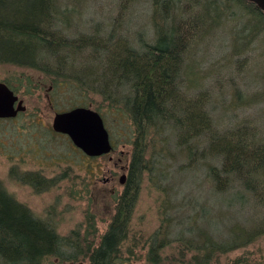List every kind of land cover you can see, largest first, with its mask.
<instances>
[{
    "label": "trees",
    "instance_id": "16d2710c",
    "mask_svg": "<svg viewBox=\"0 0 264 264\" xmlns=\"http://www.w3.org/2000/svg\"><path fill=\"white\" fill-rule=\"evenodd\" d=\"M128 1H123L124 7ZM150 1L152 39L139 38L132 45L113 31L70 36L67 29L73 12L62 0H0V64L42 74L52 86L50 99L64 100L65 105L57 107L59 111L92 107L100 112L106 127L104 108L126 115L133 135L126 184L117 194L112 219L97 241L89 240L88 234L83 236L76 228L61 235L50 221L37 216L0 185L3 264H45L49 258L59 262L88 259L90 264H138L129 258L142 249L141 242L148 244L145 264H223L224 256L231 251L264 236V142L258 140L250 125L218 129L208 108L211 96L200 88L201 75L195 65L185 62L190 43L199 32L208 36L231 4L238 7L243 18L238 25L240 35L232 37L231 54L245 52L257 39L264 47V11L249 0H212L220 11L205 21L199 15L205 0H187L185 11L195 8L187 18L180 15L184 0ZM185 73L190 77V87H199L191 96L179 82ZM21 78L31 83L30 77ZM233 93V105L252 106L264 98V93L246 94L241 89ZM178 152L187 159L188 169L197 171L200 165L205 168L204 184L209 188L204 205L190 202L192 223L200 221L204 226L195 224L188 230L189 237L172 240L171 216L166 215L171 206L164 196L168 188L160 181L164 176L162 164L177 158ZM146 175L163 192L159 214L165 215L161 225L143 240L135 212ZM55 183L37 175L30 180L37 191ZM258 206L262 211L259 222L245 225L237 220L225 226V236L219 233L224 210L238 215ZM207 208L217 211L215 221L220 224L208 216ZM184 221L180 222L183 226ZM251 259L238 257L230 264H251Z\"/></svg>",
    "mask_w": 264,
    "mask_h": 264
},
{
    "label": "rangeland",
    "instance_id": "374dc122",
    "mask_svg": "<svg viewBox=\"0 0 264 264\" xmlns=\"http://www.w3.org/2000/svg\"><path fill=\"white\" fill-rule=\"evenodd\" d=\"M62 1L64 7L73 12L69 14L71 22L67 29L70 36L72 34L78 37L85 32L108 33L113 31L116 35L126 38L132 45H136L139 38L147 41L152 39L150 0H129L125 3L126 7L123 6L124 0ZM186 1L184 0L180 5V15L184 18L194 14L193 11L195 12L193 6H191V13L188 10L185 11ZM204 2L205 7H200L199 15L201 20L207 21L209 16H216L219 13L220 7L218 5L217 7L212 0ZM237 9L238 7L234 4L225 8L218 21L212 25L208 36L199 32V35L190 43L191 47L185 55V62L187 65H195L199 76L201 75L199 80L202 79V86L200 88H204L211 96L208 108L219 124L218 129L250 125L257 133L258 140L264 142V98L252 106L233 105L232 103L235 89H241L246 94L264 93V47L261 40L254 41L243 53L234 56L231 54L232 37L236 34L240 35L238 25H241L239 21H243ZM21 77H30L31 83ZM44 78L42 74L32 69L12 64H0V80L7 81L27 98L31 110L38 113L41 127L44 124L48 130V127L52 125L55 112L59 110L57 107L60 108L65 103L61 98L50 99L49 84ZM19 80L23 81L19 82ZM179 82H182L180 83L182 89L187 90L190 96L199 91L197 90L199 87L195 88L194 85L190 87V77L187 73L180 75ZM94 98L100 102L98 97ZM104 110L107 112L108 130L116 145L114 160L118 161L122 151L124 153L123 159L116 167L108 157L99 158L91 162L92 164L80 161L77 153L59 137L50 138L48 136L49 143L46 149L38 150L37 148L35 150L31 146L29 150L26 144L33 141L27 129L29 126L22 128L23 135L21 136L16 134L18 127L6 125L14 131L12 138L6 137L2 130L4 127H0V139H17L16 144L22 148L21 150L14 148L13 155L16 156L11 158L0 146V180L19 201L28 205L37 216L50 221L57 232L64 236L76 228L81 230V235L88 234L89 240L94 238L97 241L112 219L117 194L124 188V185L119 182L121 174L119 166L129 164L131 157L133 136L131 122L126 115L120 116L112 109L109 112L106 108L102 112ZM59 154H63L65 159L58 158ZM22 156L27 158L24 163L19 161ZM51 156L55 160L50 158ZM75 158L77 159L76 164L71 165L70 163ZM187 164V159H183L179 152L177 158L167 160L162 164L164 176L160 184L163 183L168 188L164 196L168 198L171 206L167 207L166 215L171 216L169 239L172 240L181 236L189 237L188 230L194 229L196 225L198 228L204 226L200 221L195 222L196 225L192 223L194 212L190 202L193 201L199 206L206 203L208 198L206 190L209 185L204 184L205 168L200 165L197 171H192L187 168ZM90 168L98 172V178L88 174ZM38 169H41L48 178L56 177L58 180L53 186L37 191L33 186L16 178L27 170ZM108 169L118 173L115 181L104 182V179L109 176ZM161 196L163 192L161 194L154 181L146 175L141 183V192L135 212V223L143 231V240H147L146 238L161 225V218H164L165 214L162 216L159 214V197ZM207 209H209L208 216L214 218V221L217 220V211ZM239 214L234 215L230 210H224L222 212L224 220L220 225L219 233L225 236V226L237 220L245 225L259 222L262 211L259 206L258 208L249 207ZM183 219L187 220L184 221L185 226L180 224ZM215 222L220 224L218 221ZM210 229H213L212 223ZM140 244L143 245L142 249H137L136 254L129 258L132 263L145 264L148 244L147 242ZM244 256L252 258L251 264H264V236L248 246L231 251L224 256L222 262L230 264L235 258ZM0 264H3L2 261ZM45 264H90V262L88 259L78 262H59L57 259L49 258Z\"/></svg>",
    "mask_w": 264,
    "mask_h": 264
},
{
    "label": "flooded vegetation",
    "instance_id": "af4514ba",
    "mask_svg": "<svg viewBox=\"0 0 264 264\" xmlns=\"http://www.w3.org/2000/svg\"><path fill=\"white\" fill-rule=\"evenodd\" d=\"M0 82H5L10 87V89H12L14 91V93L18 97L14 103V108L17 110L16 114L13 116H5V117L0 116V127H2V126L4 127V128H2V130H3L4 135L6 137L12 138V136L14 135V131L12 129L8 128L6 125H9V126L14 125V126L18 127L16 130V134H18V135L20 134L21 136L23 135L22 128H27L26 126H29L30 129L29 128H27V129L29 130V135L33 139L32 142L26 144V147H28L29 150L31 149V146L35 150L37 148H38V150L42 149V148L46 149V146H48L47 143H49V140H47V138L49 136L50 138L51 137H53V138L59 137L60 139H62V142L64 141L66 144L68 143L69 147H71L72 150L75 151L77 153V155L80 157V161L83 160L84 162H87V163L90 162L91 163V162H93L99 158L108 157L110 161L114 162V166L116 167L119 165L118 164L119 161H121L123 159L122 156L124 153L122 151V153H121L122 155L118 158V161L114 160V152H115L116 145H115V142H114L109 130L108 131H109L110 141L112 144V150L109 153L102 154L100 156L88 155L80 147H78L74 144V142L72 141V139L70 138L69 135L55 131L53 128V120H52V125L48 127V130H46V126L44 124H42V127L45 129V130H43V128L41 127L40 121H38L39 120L38 115H37L38 113L35 110L33 111V109L31 110V108L28 104L27 98L24 97L23 95H21L18 90H15L11 86V84L8 83L7 81L0 80ZM51 90H52V86H49L48 91H51ZM63 111H65V110H63ZM58 112H61V111L57 110L55 112V114ZM54 117H55V115H54ZM54 117H53V119H54ZM11 138H7V139L1 138L0 139V146L4 149L7 156L13 158L16 156V155L15 156L13 155V153L15 151L14 148L16 150H17V148L20 150L22 148L19 144H16L17 139H11ZM59 157H62L63 159H65V156L63 154H59L58 158ZM50 158L55 160V158L53 156H51ZM14 159H16V158H14ZM75 159H73L72 163H70L71 165L76 164L77 159L76 160ZM26 160H27V158L26 157L24 158V156L19 158V161L22 163H24ZM18 165H20V164H18ZM13 167H15V165H13ZM128 168H129V164L119 166V169L121 170V174L119 176V182L123 185L126 184ZM108 173H109V176L104 179V182L115 181L118 173H116V171H112V169H108ZM88 174L94 178H98V172L91 170V168L88 170ZM35 175L42 178L43 180L46 179V182L51 181V180H54V181L58 180L56 177L48 178V176H46L41 169L27 170V171L23 172L22 174L18 175L16 178L19 179L21 182H23L25 184H29L30 186H32L30 184V180ZM122 177L123 178L125 177V183L121 182ZM0 185L5 189V191L8 194L15 197L11 192H9L7 190V188L5 187V185L3 184V182L1 180H0Z\"/></svg>",
    "mask_w": 264,
    "mask_h": 264
},
{
    "label": "water",
    "instance_id": "95a60500",
    "mask_svg": "<svg viewBox=\"0 0 264 264\" xmlns=\"http://www.w3.org/2000/svg\"><path fill=\"white\" fill-rule=\"evenodd\" d=\"M264 11V0H249ZM17 95L5 83L0 82V116H13L17 110L14 103ZM53 128L70 136L74 144L91 156H100L112 150L109 131L97 110L77 106L55 114ZM125 183V177L121 179Z\"/></svg>",
    "mask_w": 264,
    "mask_h": 264
}]
</instances>
